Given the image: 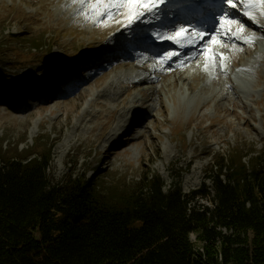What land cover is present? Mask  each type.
Listing matches in <instances>:
<instances>
[{"label": "rangeland", "instance_id": "rangeland-1", "mask_svg": "<svg viewBox=\"0 0 264 264\" xmlns=\"http://www.w3.org/2000/svg\"><path fill=\"white\" fill-rule=\"evenodd\" d=\"M0 145L40 151L48 147L46 98L32 94L45 80L42 0H0ZM36 88V87H35ZM39 93V92H38ZM15 97L17 104L12 105ZM29 147V148H28ZM44 148V149H45Z\"/></svg>", "mask_w": 264, "mask_h": 264}, {"label": "trees", "instance_id": "trees-1", "mask_svg": "<svg viewBox=\"0 0 264 264\" xmlns=\"http://www.w3.org/2000/svg\"><path fill=\"white\" fill-rule=\"evenodd\" d=\"M36 146L0 145V264H52L48 147Z\"/></svg>", "mask_w": 264, "mask_h": 264}, {"label": "snow or ice", "instance_id": "snow-or-ice-1", "mask_svg": "<svg viewBox=\"0 0 264 264\" xmlns=\"http://www.w3.org/2000/svg\"><path fill=\"white\" fill-rule=\"evenodd\" d=\"M74 2L80 3L84 8L91 6L92 16H98L97 23L104 24L106 19H114L116 15L123 13V10L127 6H140V9L132 17L130 23L135 22L143 18L147 13H151L157 10V8L164 4L166 0H74ZM226 5H230L232 8L242 7L245 9H252L254 5L264 6V0H225ZM261 15H264V11H261ZM228 17L227 23H232V19L227 12H225L220 20H224ZM228 31V29H226ZM171 38V37H169ZM255 37H251L249 42Z\"/></svg>", "mask_w": 264, "mask_h": 264}]
</instances>
